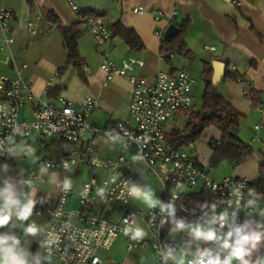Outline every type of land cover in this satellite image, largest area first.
<instances>
[{
  "label": "crops",
  "instance_id": "0c3cea01",
  "mask_svg": "<svg viewBox=\"0 0 264 264\" xmlns=\"http://www.w3.org/2000/svg\"><path fill=\"white\" fill-rule=\"evenodd\" d=\"M71 1L85 13H98L103 16L111 30V37L101 47H96L92 35L78 20L69 0H4L5 5L14 12L11 22L16 38L13 51L20 62L27 64L25 75L37 97L20 109V118L34 117L33 111L38 99L58 101L63 96L73 103H80L87 96H93L100 99L103 107L95 109L88 116L89 123L103 128L124 121L129 114L133 85L125 76H115L107 81V73L102 68L104 50L109 52L118 66H122L123 60L130 56L143 59L145 66L136 67L133 73L148 78H152L160 70L176 75L181 67H187L195 79L193 98L194 90L204 92L207 76L212 81L213 62L221 60L226 63V69L218 84V90L228 103L243 114L239 138L250 145L251 153L238 163H233L228 154H215L212 143L222 137L221 131L215 126L205 127L190 145L176 148L185 149L196 156L214 180L220 181L228 176H244L253 180L259 177L264 164V132L257 133L254 125L264 121V0ZM137 7H143L144 12L135 11ZM173 11L176 12L175 19L170 22ZM185 20L189 21L184 35L187 54L170 51L174 55H169L170 60L167 61L161 52L160 34L166 35L169 24L182 23ZM29 21L35 22V32L28 29ZM72 27L79 32L78 56L70 62L64 30ZM122 28L136 34V47L127 44ZM5 56V52L0 53V71L11 74V68L2 62ZM181 119L184 122L179 124ZM175 120L176 123L172 126L167 127L168 122L166 123V136L174 127L184 125L186 115L181 114ZM84 135L83 139L74 143L59 136H51L47 138L46 146H40L33 135L18 137L13 154L6 159H0V163L10 166L8 173L0 172V179L14 177L17 181H27L29 183L22 190L30 194L32 199L35 200L40 193H46L54 204L57 203L59 191L67 179L71 182L73 191L67 199L66 208L78 210L79 192L84 183L91 179L90 166L78 162L67 170L48 168L39 162L40 157L61 158L92 153L100 158H118L125 154L130 160L129 169L135 177L133 183L150 186L154 199L161 193V182L146 173L143 160L133 159L139 153L134 147L127 145L123 137L122 143L112 141L100 131L86 130ZM256 135L258 139H255ZM28 148L34 149V152L29 154ZM189 148L194 151H189ZM212 165L221 167L214 174H210L208 167L211 168ZM42 168H46V171L42 172ZM108 176L109 172L103 168L96 174L99 183ZM17 187L21 188L19 184ZM250 189L257 194L258 206L245 207L242 220L244 222L251 218L262 221L264 216L260 212L264 211V189L258 186ZM211 192L202 186L185 188L181 200L175 205L177 217L189 221L196 219L201 214L200 205L203 203L216 204L217 212L223 211L219 206V199L213 198L208 203L206 195ZM96 193L94 212L118 223L124 214V208L118 203L109 202L105 194L101 196L98 190ZM131 203L133 207L141 210L148 208L140 199L132 198ZM183 207L188 211H184ZM33 221L41 227V233L37 237L25 236L24 227ZM50 222V215L33 212L28 221L18 222L13 219V223L18 226H5L0 228V232L11 231L31 253L50 257L46 264H61L57 258L45 253L41 246V238L50 227ZM136 224L147 232V238H151V232L143 217L138 218ZM172 229L171 223H165L161 228L162 237L179 241L181 253L190 237L186 232H173ZM205 245L200 243L201 247ZM195 248L196 244L192 243L188 251L194 252ZM260 254H264V246L257 253ZM100 256L102 264H157L151 246L129 251L126 238L122 235L109 250L101 251ZM189 257L190 254L184 255V262ZM180 258L178 254V263Z\"/></svg>",
  "mask_w": 264,
  "mask_h": 264
},
{
  "label": "built area",
  "instance_id": "2783aa9c",
  "mask_svg": "<svg viewBox=\"0 0 264 264\" xmlns=\"http://www.w3.org/2000/svg\"><path fill=\"white\" fill-rule=\"evenodd\" d=\"M72 9L77 13L78 20L92 35L96 47H101L111 37V30L98 13H85L69 0ZM143 13V7L135 8ZM13 9L0 0V53L6 56L2 62L8 65L12 73L0 71V159L9 157L15 150V140L21 136L33 135L46 146L47 138L59 136L70 142H77L84 138L86 130L102 132L110 139L112 135L123 137L127 145L134 147L143 157L146 173L161 182L162 191L155 198L167 203L173 201L176 205L182 198L185 188L202 186L215 192L219 196V206L224 210L226 201L235 200L233 188L238 187L245 200L251 188L253 179L244 176H228L218 181L210 177L205 165L192 153L185 149L176 148L166 139L165 125L170 119L179 117L193 108L192 77L187 67H181L176 75L165 70L158 71L152 78L134 74L136 67L143 68L145 61L130 56L118 66L107 50L102 51V68L107 73V81L115 76H125L132 83V96L129 114L124 121H118L100 128L89 123L88 116L103 105L99 98L87 96L80 103H73L61 96L58 101L38 99L34 107L32 119L20 118L19 111L28 103L37 99L33 87L27 76V64L20 62L14 51L15 34L11 26ZM176 12L173 11L171 21ZM39 18V16H37ZM28 29L36 31L35 22L29 21ZM163 39V34H160ZM172 57L173 52H169ZM234 68V67H233ZM248 96V95H247ZM254 130L264 132V121L255 123ZM14 143H9L8 137ZM258 139V136H255ZM13 149L10 153L8 149ZM39 162L48 168L69 169L72 165L82 162L90 166L91 179L83 185L80 194V208L68 210L66 203L73 191H65L63 185L59 191L56 204L48 194L40 193L35 198V214L50 215V227L41 238L42 249L54 256L61 264H102L100 252L109 250L119 236L126 238L129 251L149 245L154 250L157 264H162L159 253L171 246L180 252V243L174 239H166L161 234V215L159 208L141 210L133 207L132 198L128 195V188L135 177L129 169L130 160L125 154L118 158H100L92 153L71 157H45ZM67 163L68 167L64 165ZM103 168L109 172L102 183L98 182L97 171ZM33 177V175L31 176ZM3 182V179H0ZM72 185V184H71ZM87 188L86 195L84 194ZM103 189L105 198L109 202L120 204L124 214L120 221L115 222L106 216L94 212L93 206L97 201V190ZM244 201H241L238 222L244 219ZM183 210L188 211L183 207ZM143 217L151 232V238L144 237L134 241L124 234L127 227L138 226V218ZM127 221V223H126ZM54 240L51 246L44 245V241ZM209 246L206 244L204 247ZM178 256V255H177ZM192 258L189 257L187 261ZM120 264V263H115ZM168 264H173L169 261ZM176 264L177 262L176 257Z\"/></svg>",
  "mask_w": 264,
  "mask_h": 264
},
{
  "label": "clouds",
  "instance_id": "9594fccd",
  "mask_svg": "<svg viewBox=\"0 0 264 264\" xmlns=\"http://www.w3.org/2000/svg\"><path fill=\"white\" fill-rule=\"evenodd\" d=\"M9 143H14L13 138L9 136ZM112 141L123 143L119 135L110 136ZM2 143V142H0ZM11 153L13 149H8ZM29 154L34 149L28 148ZM134 160H142L143 157L137 154ZM68 167L67 163L64 165ZM10 166L7 163H0V172L8 173ZM41 171H46L42 168ZM142 175V173H141ZM29 182L17 181L14 177H7L0 184V228L11 225L16 228L18 225L13 223V219L18 222L28 221L33 215L36 201L31 198L30 194L25 193L22 187ZM21 188L18 189L17 185ZM72 187L69 180H65L63 188L65 191ZM128 188V195L135 199L142 200L149 208H159L161 215V226L165 223L173 225V232H186L190 237L185 250L180 255L179 264H185L184 255L190 254L192 258L187 264H264V254L257 255L260 248L264 246V220L255 221L251 218L238 222L241 201L247 208L258 206L257 194L249 190L247 199L238 187L233 188L235 200L226 201L227 207L223 211L217 212L216 204L203 203L200 205L201 214L194 220L189 221L183 217H177V208L173 201L167 203L159 198H153L154 193L150 186L131 183ZM99 194L104 195V190L99 189ZM87 188L84 194L86 195ZM264 216V211L260 212ZM127 223V221H126ZM41 227L34 221L26 224L24 227L25 236L37 237L41 233ZM126 236L134 241H140L147 236V232L139 227H127L124 229ZM208 244L207 247H201L200 243ZM55 241H44V245L51 246ZM192 243L196 244L194 252H189ZM43 246V245H41ZM159 255L162 264H168L172 261L176 264L177 250L171 246H166ZM50 257L42 256L39 253L33 254L22 246L20 238L9 232H0V264H46Z\"/></svg>",
  "mask_w": 264,
  "mask_h": 264
},
{
  "label": "trees",
  "instance_id": "16d2710c",
  "mask_svg": "<svg viewBox=\"0 0 264 264\" xmlns=\"http://www.w3.org/2000/svg\"><path fill=\"white\" fill-rule=\"evenodd\" d=\"M180 30L170 38L165 36L162 39L161 52L165 59L168 61L169 52L175 51L180 54H187L186 42L184 35L186 34L189 26V21L185 20L182 23L176 22ZM123 36L131 47H136L138 38L131 30L122 28ZM65 42L69 54V61L71 62L78 56L77 37L78 31L75 28H66ZM207 86L203 93V103L200 111L196 112L193 108L190 115H186V121L182 127H174L171 132L166 136L168 142L174 147L188 146L193 143L201 134L202 130L207 126L217 127L222 137L219 141L212 143L216 153L228 154L233 163L240 162L243 158L251 153L250 145L245 144L239 138L241 119L243 114L228 103L218 90V85H212L211 78H206ZM190 112V111H188ZM2 158V159H6ZM258 186L264 189V164L261 167L259 177L252 182L251 187ZM213 194V195H212ZM207 201L212 202L213 198L219 199L215 192L207 193Z\"/></svg>",
  "mask_w": 264,
  "mask_h": 264
},
{
  "label": "water",
  "instance_id": "95a60500",
  "mask_svg": "<svg viewBox=\"0 0 264 264\" xmlns=\"http://www.w3.org/2000/svg\"><path fill=\"white\" fill-rule=\"evenodd\" d=\"M179 30H180V27L177 24L171 23L169 24L167 28L165 37L170 38L173 35H175ZM213 66H214V74L212 77V83H213L212 85L217 86L221 82L222 77L224 75V72L226 69V63L221 62V60L214 61Z\"/></svg>",
  "mask_w": 264,
  "mask_h": 264
},
{
  "label": "rangeland",
  "instance_id": "374dc122",
  "mask_svg": "<svg viewBox=\"0 0 264 264\" xmlns=\"http://www.w3.org/2000/svg\"><path fill=\"white\" fill-rule=\"evenodd\" d=\"M201 91V90H200ZM197 92L196 90H194V98H193V109L196 111V112H198V111H200L201 110V108H202V103H203V93H201V92ZM192 109V110H193ZM192 110H190V112H187V113H189V115H190V113H191V111ZM182 122H184V119H181V121L179 120V124H181ZM176 123V120L175 119H170L169 121H168V124H167V127H169V126H172V125H174ZM240 136V135H239ZM190 149L192 150V151H194L193 150V148H189V151H190ZM224 162V161H223ZM221 167V166H220ZM219 166L217 167V165H212L211 166V168L210 167H208L209 169H210V174H214V172H216V170H218L219 168H220Z\"/></svg>",
  "mask_w": 264,
  "mask_h": 264
}]
</instances>
